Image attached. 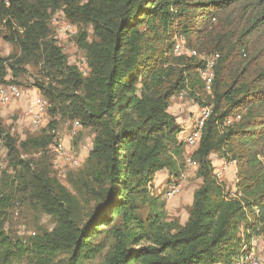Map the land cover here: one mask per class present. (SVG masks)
Masks as SVG:
<instances>
[{
	"label": "trees",
	"instance_id": "obj_1",
	"mask_svg": "<svg viewBox=\"0 0 264 264\" xmlns=\"http://www.w3.org/2000/svg\"><path fill=\"white\" fill-rule=\"evenodd\" d=\"M242 1L0 0V22L9 32L5 39L15 43L25 59L42 56L65 87L56 103L98 131L82 183L96 201L86 221L79 228L74 195L46 170H32V191L57 226L25 244L6 234L0 215L2 258L31 255L38 264H51L58 251L68 249L70 264H82L103 251L100 264H231L243 239L237 237L240 223L244 239L263 231L264 65H238L232 73L228 60L240 45L228 46L229 38L215 31L221 14ZM254 7L255 15L239 41L264 26V0ZM59 9L68 22L93 28L94 40L79 37L87 53L86 76L66 63L61 47L49 37L50 14ZM175 35L198 54L219 55L211 114L190 157L201 185L183 224L168 220L164 201L149 190L157 172L177 177L183 167L184 144L178 140L182 128L168 111L170 100L181 91L192 94L203 87L198 77L203 61L176 56ZM262 52L264 46L256 55ZM7 59L0 58V65ZM85 91L86 100L80 96ZM3 133L6 146L13 149V140L0 124ZM51 140L50 135L34 137L23 145L44 147ZM212 153L236 162L234 193L226 192L215 176ZM146 204L149 210L143 218L139 207ZM253 207L261 209L258 217Z\"/></svg>",
	"mask_w": 264,
	"mask_h": 264
},
{
	"label": "rangeland",
	"instance_id": "obj_2",
	"mask_svg": "<svg viewBox=\"0 0 264 264\" xmlns=\"http://www.w3.org/2000/svg\"><path fill=\"white\" fill-rule=\"evenodd\" d=\"M257 3L258 0H243L234 5L221 14L220 21L215 28L217 35L229 38L228 41L226 39L228 46L232 42H238L237 45H240L237 50L231 53V58L228 60V63L230 62L228 68L230 67L229 70L232 73L238 65H248L252 69H258L264 65V52L256 55L264 46V26L258 27L250 36L241 37L243 40H238L244 27L249 25L255 15L254 6ZM73 25L74 33L70 35L56 34L53 27L49 25L51 29L49 37L54 41V44L61 47L66 63L77 67L83 76H86L87 53L81 44L82 41H79V37H84L86 42L94 40L93 28L90 24L85 23H74ZM8 33L6 27L0 22V58H8V61L3 63L6 67L0 65V84H18L24 95L23 98L0 107V124L14 144L13 149L10 150L6 146L5 133L0 135V200L4 199L0 202V215L6 234L13 241L27 244L32 236L50 232L57 226L56 219L43 211L32 191L34 187L30 173L32 170H46L49 178L56 179L67 192L74 195L77 202L75 218L80 224L79 228L86 221L87 214L96 201L85 192L82 183L87 178L90 166L87 161L88 154L98 131L97 128L89 125L85 118L73 117L68 110L56 103L58 101L56 97L62 90H65L61 80L53 75V71L47 65H44L42 56L32 59L20 56L15 43L5 39ZM179 39L180 36L175 35L172 42L176 43ZM242 51L246 52L247 56H243ZM192 58L199 59L198 57ZM9 64L14 68L10 69ZM39 85L43 86L42 91ZM44 93H47L48 96L45 95V98L50 102L47 110L48 127L35 128L31 122L30 102L34 96ZM80 96L86 100V91ZM210 100L211 92H206L202 86L192 94L191 90L187 91L186 96L181 99L175 95L170 100L169 106L180 108L175 114L183 115L181 120L188 123L182 128V133L178 137L180 142L196 129L198 111L205 106H209L212 110ZM53 129L61 137V145L65 153L78 161L75 167L69 166L63 159V155L54 151L52 140L44 147L23 145L28 139L34 137L41 138V136L50 135L52 139L51 130ZM188 157H191L190 151L186 152L184 148L183 167L179 175L173 177L164 171L166 176H155L152 185H149L150 193L160 201H164L168 220H175L181 224L188 217L194 191L201 185V179L197 176V165L191 158V162H187ZM210 160L214 168L213 172L219 176L217 179L223 184L225 191L235 192L238 183L236 162L216 153L210 155ZM19 161L23 163L19 165ZM222 164H226L227 168L224 173L219 175L217 172L221 169ZM171 179L181 182V190L178 194L165 199L163 194ZM3 204L5 205L3 206ZM148 210L147 204L139 207L143 218L147 216ZM261 215L264 216V210L261 211ZM248 216H251L250 213ZM261 229L264 230V222H262ZM244 231V223H240L237 237L244 239ZM103 256L104 251L92 259L84 260L82 264H100ZM71 260V251L65 249L58 251L50 263L70 264ZM0 264H38V261L31 255L17 259L0 256Z\"/></svg>",
	"mask_w": 264,
	"mask_h": 264
},
{
	"label": "built area",
	"instance_id": "obj_3",
	"mask_svg": "<svg viewBox=\"0 0 264 264\" xmlns=\"http://www.w3.org/2000/svg\"><path fill=\"white\" fill-rule=\"evenodd\" d=\"M48 24L53 27V30L56 34H65L70 35L74 33V25L67 21L62 10H56L51 12ZM173 53L176 56H193L198 57L203 61V67L198 71L199 77L202 81L203 88L206 92H211V86L214 78V68L219 58L217 53L206 55V54H197L193 49L188 48L183 38L174 43ZM187 94L186 91H181L178 93V98L181 99ZM24 92L18 84L14 83H4L0 84V107L6 106L13 101L23 98ZM48 100L41 94H38L33 97L30 102V113H31V122L35 128H46L48 125V115L47 110L49 107ZM211 114V108L209 106L202 107L198 111V117L196 121V129L188 134L181 141L184 144V148L187 151H190V154L198 147L200 132L204 126L205 121L209 118ZM230 120L226 121L228 124ZM53 135L52 141L54 143V151L59 152L63 155V159L71 167H75L78 163L77 160L72 159L67 155L61 145V137L58 136V133L55 130H51ZM191 159L188 157L187 162H191ZM227 165L222 164L221 169L217 172L219 175L224 173ZM216 172H214L215 174ZM216 176V174H215ZM219 178V176H216ZM181 190V182L177 179H171L169 185L167 186L163 197L168 199ZM234 193V192H230ZM253 214L255 217H258L260 210L257 207H253ZM231 264H264V230L259 231L256 234H252L247 239H242L239 245L237 253L231 260Z\"/></svg>",
	"mask_w": 264,
	"mask_h": 264
},
{
	"label": "crops",
	"instance_id": "obj_4",
	"mask_svg": "<svg viewBox=\"0 0 264 264\" xmlns=\"http://www.w3.org/2000/svg\"><path fill=\"white\" fill-rule=\"evenodd\" d=\"M178 109H180V108H175V106H169L168 111L175 117V120H176L177 124L180 125L181 128H183L188 123L187 122H184L183 120H181L183 115L182 116L181 115L180 116H177V114H175L176 112L179 111ZM180 121H182V122H180ZM214 160H216V159H214ZM164 171L165 170H161V171L157 172L156 176H160V177L166 176V174H165Z\"/></svg>",
	"mask_w": 264,
	"mask_h": 264
}]
</instances>
